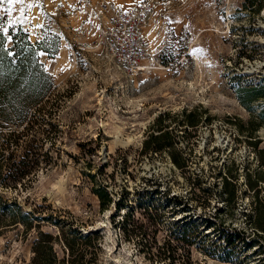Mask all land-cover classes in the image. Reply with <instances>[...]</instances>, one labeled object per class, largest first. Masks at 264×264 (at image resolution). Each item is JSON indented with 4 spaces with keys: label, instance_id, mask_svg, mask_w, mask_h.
<instances>
[{
    "label": "rangeland",
    "instance_id": "rangeland-1",
    "mask_svg": "<svg viewBox=\"0 0 264 264\" xmlns=\"http://www.w3.org/2000/svg\"><path fill=\"white\" fill-rule=\"evenodd\" d=\"M102 1L138 0H26L27 22L8 28L39 44L52 81L9 127L41 106L51 133L23 179L0 167V195L20 212L0 223V264H65L73 233L89 236L86 264H264V98L242 90L264 84V0H147L160 64L130 76L97 48ZM184 221L197 225L188 244L169 236ZM233 231L243 241L228 245Z\"/></svg>",
    "mask_w": 264,
    "mask_h": 264
},
{
    "label": "trees",
    "instance_id": "trees-1",
    "mask_svg": "<svg viewBox=\"0 0 264 264\" xmlns=\"http://www.w3.org/2000/svg\"><path fill=\"white\" fill-rule=\"evenodd\" d=\"M261 0H244L243 5L259 4ZM20 31V29H19ZM22 36L21 39L16 40L15 35H11V45L5 47V38L0 34V127L7 126L6 131L0 129V167L3 165L6 167V173L1 178H8L11 181H20L30 173V170L39 161L38 157L41 154L37 151L39 148V142L41 139L49 137L51 129L41 128V125L48 124L51 126L48 117L45 112H42L43 108L39 106L34 110L35 114L31 115L28 120L29 124L26 128L21 130H14L9 127L21 125L23 119L27 114V109L30 104L36 103L42 99L49 88L52 86V81L49 75L43 70V66L38 61V49L39 44L36 42L31 43L27 40L25 33L19 32ZM6 50V51H5ZM12 53L8 55L7 53ZM244 92L249 93L246 100L253 99L255 97L264 98V84L257 87H246L242 89ZM243 97V96H242ZM28 122H25V124ZM29 131V132H28ZM27 136L25 140L20 141L21 136ZM40 135V136H39ZM161 137V133L155 134L153 137H149L148 142L154 143L153 139ZM13 146L14 149L17 147L21 149L22 158L16 163L10 162L9 157L11 152L4 156L3 150L9 149ZM174 164H178L173 160ZM149 190L145 191V196ZM95 195L103 202L105 198V192L101 189H95L93 191ZM175 196V195H174ZM109 200V199H107ZM164 205H180V201L173 196L165 197ZM11 205H15V201L7 202V200L0 195V223H2L4 217H8L12 223L19 218V208L13 209ZM149 206V205H148ZM147 206V208H148ZM151 206V205H150ZM153 209H156L152 206ZM159 206H157L158 208ZM211 224V223H209ZM204 224L203 226H205ZM181 231L179 237L176 232H170L169 236L174 240L182 241L188 244V235L184 229L197 228L196 223L190 221L181 222ZM198 232V231H197ZM200 232V231H199ZM241 231H233L231 233L232 239L225 238L224 241L230 245L234 241H243L240 237ZM88 235H80L73 233L71 235V242L65 243L67 250V260L65 264H86L88 260L83 259L85 253H87L86 247L89 246ZM77 240H83L80 243ZM37 242H35L36 244ZM35 253L39 251L35 248ZM48 251L50 249L48 248ZM47 262V263H46ZM41 261L37 264H55L54 259L49 261Z\"/></svg>",
    "mask_w": 264,
    "mask_h": 264
},
{
    "label": "built area",
    "instance_id": "built-area-1",
    "mask_svg": "<svg viewBox=\"0 0 264 264\" xmlns=\"http://www.w3.org/2000/svg\"><path fill=\"white\" fill-rule=\"evenodd\" d=\"M149 6L147 0L129 3L102 1L100 4L106 15V24L96 35L97 48L111 68L124 76L160 64L151 45Z\"/></svg>",
    "mask_w": 264,
    "mask_h": 264
},
{
    "label": "snow or ice",
    "instance_id": "snow-or-ice-1",
    "mask_svg": "<svg viewBox=\"0 0 264 264\" xmlns=\"http://www.w3.org/2000/svg\"><path fill=\"white\" fill-rule=\"evenodd\" d=\"M6 3L9 7L3 9V11L8 15L9 19L7 21L6 26H0V31H2L6 36L7 39L11 40V36H8V28L14 27L16 24L23 25L27 22L28 17L26 12L31 9L33 6L32 3H26V0H0V4ZM13 5H19V16H13L12 13L17 9L13 8ZM6 51V50H5ZM200 49H195L194 52H199ZM8 55H12V53H7ZM37 55H43V53H37Z\"/></svg>",
    "mask_w": 264,
    "mask_h": 264
}]
</instances>
